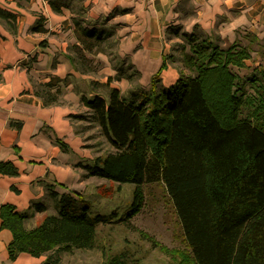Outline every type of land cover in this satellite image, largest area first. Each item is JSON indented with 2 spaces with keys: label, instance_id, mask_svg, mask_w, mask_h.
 <instances>
[{
  "label": "trees",
  "instance_id": "16d2710c",
  "mask_svg": "<svg viewBox=\"0 0 264 264\" xmlns=\"http://www.w3.org/2000/svg\"><path fill=\"white\" fill-rule=\"evenodd\" d=\"M47 1L60 11L82 0ZM84 11L80 5L79 13ZM16 21L15 12L0 7V22L13 30ZM74 21L83 46H75V63L89 71L83 49L104 50L113 32L91 27L81 17ZM177 27L169 30L190 43L183 59L195 71L190 80L180 77L169 87L161 86L165 56L150 90L135 86L122 94L119 88L110 87L108 97L96 92L81 98L114 149L95 157L85 168L92 175L135 185L129 216L140 210L144 184L162 181L191 248L192 258L183 264H264V69H255L247 78L255 92L254 97H247L255 122L238 116L240 79L230 70V65L244 66L252 50L264 53V38L249 33L248 43L236 40L225 48L218 37L197 29L179 33ZM35 29L43 30L40 22ZM56 81L36 91L46 105L58 100L57 91L51 92ZM0 174L16 175L18 170L11 162H0ZM51 194L57 201V213L45 215L34 228L27 227L29 211L2 206V225L13 233L8 247L11 258L27 252L44 255L42 264H58L64 252L95 247L97 225L105 217L91 215L69 193ZM102 264L129 262L122 252Z\"/></svg>",
  "mask_w": 264,
  "mask_h": 264
},
{
  "label": "crops",
  "instance_id": "0c3cea01",
  "mask_svg": "<svg viewBox=\"0 0 264 264\" xmlns=\"http://www.w3.org/2000/svg\"><path fill=\"white\" fill-rule=\"evenodd\" d=\"M80 5L85 8L82 14ZM0 7L17 14L13 30L0 22V162H11L18 170L16 175L0 174V264H42L45 260L44 255L27 252L10 257L13 233L2 225V206L29 211L27 222L31 218L41 222L45 215L56 214L50 212L57 208L51 192L79 198L80 206H87L89 213L94 211L92 201L106 195L97 185L109 179L85 171L93 156L77 131L79 118L73 116L79 107L88 110L82 103L84 95L100 90L90 84L98 77L75 63V46H83L75 33L74 17L89 20L91 27L112 30L107 39L118 41L113 57L119 59L116 71L110 74L120 87L112 84L115 79L101 86H115L122 94L135 86L146 91L151 88L152 74L171 52L173 37H168L175 32L170 27L178 26L181 33L197 29L215 35L221 46L236 40L246 44L249 33L264 38V0H82L62 6L60 11L53 10L47 0H0ZM39 22L43 30L35 29ZM83 50L89 62L100 58L103 66L108 65L101 52L107 46L97 52ZM255 69H264V53L258 50H252L244 66L230 65L240 80ZM180 77L179 69L167 61L160 84L169 87ZM55 80L59 81L51 92L57 91L58 100L46 105L36 91Z\"/></svg>",
  "mask_w": 264,
  "mask_h": 264
},
{
  "label": "rangeland",
  "instance_id": "374dc122",
  "mask_svg": "<svg viewBox=\"0 0 264 264\" xmlns=\"http://www.w3.org/2000/svg\"><path fill=\"white\" fill-rule=\"evenodd\" d=\"M74 14H76L75 11ZM98 24L101 25L100 23ZM176 36L179 39H175ZM168 38H172L173 41L171 42V52L168 54L167 61L179 69L184 81H188L195 75V71L190 69L183 60L184 54L189 52L190 43L176 33ZM217 42H219V39ZM105 45H107V51L101 52L106 54L108 65L106 67L103 66V61L97 58V60L90 59V62L88 60V67L89 71L93 72L99 79L98 81H93L96 83L97 88L100 89L98 92L101 94L104 92L106 96L109 86H107V89L101 85L106 82H112L115 79L112 84L120 87V82L115 76L113 77L110 74L117 69L116 65L119 57L115 58L113 55L119 48L117 47L118 41H114L113 37H110ZM226 46L222 43V47L226 48ZM154 74L151 76V84ZM133 75L135 76V74ZM92 83L90 82L91 85ZM238 83L237 89L241 95L238 105V116L251 118L255 122L256 117L251 115L253 106L248 103L247 98L255 96L252 83L247 78L239 80ZM85 87L86 85H83V88ZM79 108L77 114L84 115L85 118L76 121L77 131L80 132L84 139L85 147L88 149L89 154L93 156L91 160L99 155L113 151V147L93 120L89 110L84 107ZM85 171L88 170L85 169ZM100 181L101 184L97 186L102 188L106 195L102 196L103 198L101 199L99 198V200L94 199L92 201V209L94 211H92L91 215L96 214L95 212H101L105 217V221L97 225L95 247L87 250L77 249L70 253L64 252L58 264H102L108 257L122 252L126 254L129 264H183L187 257L192 258L191 248L185 238L182 223L173 200L162 181L144 184L142 205L140 210L132 216L127 213L134 200L135 185L129 182L116 185L109 180ZM94 207L99 208L100 211H96ZM57 210V208L56 211L51 209L50 212L57 213ZM39 223L40 220L38 218H31L27 222V227L34 228Z\"/></svg>",
  "mask_w": 264,
  "mask_h": 264
}]
</instances>
